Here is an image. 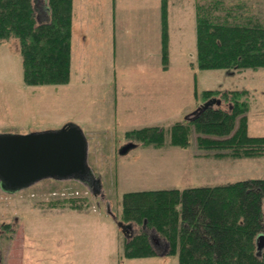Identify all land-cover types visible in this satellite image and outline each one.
Returning a JSON list of instances; mask_svg holds the SVG:
<instances>
[{"label":"rangeland","instance_id":"obj_1","mask_svg":"<svg viewBox=\"0 0 264 264\" xmlns=\"http://www.w3.org/2000/svg\"><path fill=\"white\" fill-rule=\"evenodd\" d=\"M207 1L169 0L167 68L161 0H74L68 83L29 84L19 40L0 44V132L29 133L75 122L88 138L97 180L44 178L16 191L0 185V264H178L156 229L123 220V194L264 177V156H215L194 138L188 146L155 147L126 136L127 130L147 125L170 128L204 103L201 93L207 88H248L249 133L264 135V67L196 64V5ZM232 1L237 0L225 4ZM245 1L248 11L264 18V0ZM35 4L39 19L47 18V0ZM132 140L136 145L122 153ZM69 197L80 209L63 203ZM142 229L159 254L125 257V240Z\"/></svg>","mask_w":264,"mask_h":264},{"label":"trees","instance_id":"obj_2","mask_svg":"<svg viewBox=\"0 0 264 264\" xmlns=\"http://www.w3.org/2000/svg\"><path fill=\"white\" fill-rule=\"evenodd\" d=\"M36 0H0V44L18 39L29 84H62L71 78L74 0H47L39 19ZM245 0H208L196 5V64L202 69L264 67V18ZM162 61L169 65V0H161ZM248 88H207L196 109L170 128L147 125L127 130L143 145L188 146L192 139L215 156H264V135L249 133ZM225 101L228 107L221 104ZM169 134V138L167 137ZM169 139V140H168ZM70 201L73 208L80 206ZM62 203V205H64ZM122 218L154 228L178 264H264V177L183 188L131 190L122 197ZM125 257L158 254L145 229L124 242Z\"/></svg>","mask_w":264,"mask_h":264},{"label":"water","instance_id":"obj_3","mask_svg":"<svg viewBox=\"0 0 264 264\" xmlns=\"http://www.w3.org/2000/svg\"><path fill=\"white\" fill-rule=\"evenodd\" d=\"M216 100L211 98L200 107ZM135 145L132 140L121 152ZM88 156V138L75 122L29 133L0 132V185L7 191H16L44 178H75L87 182L96 179ZM258 239L262 247L264 234Z\"/></svg>","mask_w":264,"mask_h":264},{"label":"crops","instance_id":"obj_4","mask_svg":"<svg viewBox=\"0 0 264 264\" xmlns=\"http://www.w3.org/2000/svg\"><path fill=\"white\" fill-rule=\"evenodd\" d=\"M74 30H75V11H74V18H73L71 75H72V69H73V63H74L73 62V60H74V52H75ZM160 255H164V254H160ZM153 256H156V255H153Z\"/></svg>","mask_w":264,"mask_h":264},{"label":"flooded vegetation","instance_id":"obj_5","mask_svg":"<svg viewBox=\"0 0 264 264\" xmlns=\"http://www.w3.org/2000/svg\"><path fill=\"white\" fill-rule=\"evenodd\" d=\"M95 182H97V180H95V178L90 179L89 181H87L86 183H91V184H95Z\"/></svg>","mask_w":264,"mask_h":264}]
</instances>
